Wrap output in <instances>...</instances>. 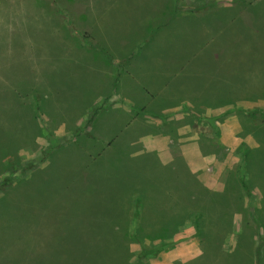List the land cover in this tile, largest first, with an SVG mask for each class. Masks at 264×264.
<instances>
[{"label":"rangeland","instance_id":"rangeland-1","mask_svg":"<svg viewBox=\"0 0 264 264\" xmlns=\"http://www.w3.org/2000/svg\"><path fill=\"white\" fill-rule=\"evenodd\" d=\"M263 5L0 0V264H264Z\"/></svg>","mask_w":264,"mask_h":264},{"label":"trees","instance_id":"trees-1","mask_svg":"<svg viewBox=\"0 0 264 264\" xmlns=\"http://www.w3.org/2000/svg\"><path fill=\"white\" fill-rule=\"evenodd\" d=\"M241 4H244V2H241ZM251 7V4L249 5V3L248 4H245L244 5V7ZM260 6H258V7H256L253 11H251L252 12V14L253 15H259V14H261V13H264V5H263V7H261V8H259ZM238 11H235L234 10V8L233 7H224V8H221V9H217L216 10V13H221V14H236ZM216 16H219V15H216ZM233 20V19H232ZM248 33H250V30H246ZM246 36H248V34H246ZM242 42L243 41H245V38H244V36H242ZM240 42H237V43H231V53H230V55L232 54V53H235V52H240L241 51V49L239 48V46H240ZM246 50L247 51H249V55H251V54H253L254 52H255V49L253 48V46L251 47V46H247L246 47ZM243 53V52H242ZM245 53V52H244ZM239 54V53H238ZM242 55V54H241ZM248 55V56H249ZM247 56V54H245V58H247V59H245V61H247V60H249V68L248 69H250L252 66H253V63L254 62H252V59H249V57ZM233 57V56H232ZM241 57V56H240ZM243 57V56H242ZM243 59V58H242ZM241 66V65H240ZM240 66L239 67H237V66H234L233 67V69L235 70L236 69V72H238L239 74H241V73H243V74H247L246 72L247 71H244L243 69H241L240 68ZM245 67V66H244ZM246 68V67H245ZM199 78V77H198ZM200 79V78H199ZM244 80H246L245 78L244 79H242L241 78V80L240 81H244ZM234 79H231L230 80V83H229V92H228V96H229V101L228 102H226V103H224V104H226L227 106H231V107H234V105H235V101H232V98H231V95H232V93H233V85H234ZM225 105V106H226ZM242 110V109H241ZM242 111H244L248 116H250L251 118H254L255 116H256V113H263V112H261L260 110H253V111H250V110H242ZM92 121V120H91ZM90 121V122H91ZM158 167L160 168V169H162V170H166L165 172H167V173H169L170 175H172V171H170V168H169V166H167V167H164V166H161V165H159V163H158ZM136 175V174H135ZM134 175V176H135ZM134 176H127L126 178H128L127 180H132V178L134 177ZM5 180V179H4ZM125 180V179H124ZM237 180V182H238V185H239V187H240V189H241V191L242 192H244V194H245V196L246 197H251V190H250V187H249V185H248V183H247V180L245 179V177L242 175V174H240L239 175V178L238 179H236ZM5 181H7L6 183L7 184H5V185H2V187H4L5 188V186H7L9 183H10V181L7 179V180H5ZM129 183H131V181H128V182H126V183H123V182H119V183H117L118 185H123V187L121 186L120 187V189H123V188H125V184H129ZM195 185H197V187H199V188H201V185L198 183V181H195ZM143 200H144V198L141 196V195H136L134 198H133V208H134V214H133V218H134V223H135V221H137V219L139 218L140 220H141V215L143 214H141V208H142V206H143ZM187 204H189V202H187ZM250 212H251V214H254L255 212L254 211H252V210H250ZM188 213H189V216L192 218V221H193V227H192V229H193V233H192V235L191 236H199V235H201L202 233H203V230H204V228L202 227V222H204V221H207L208 219H209V213H208V211H207V209L206 208H204L203 206H201V205H199V204H194V205H191V206H189V211H188ZM246 217H247V219H249V217L251 218V220H252V222L253 223H255V227L257 228H259V227H261V225H260V221L258 220V218L256 217H251V215H250V213H247L246 214ZM234 218V216L233 215H231V216H229V218L227 219V222L228 221H230V222H233V219ZM138 222V221H137ZM132 232L135 234V236L136 237H138V238H141V239H145V240H157V239H160L159 237H153V235H146V234H144V233H142V232H140L139 230H138V228L137 227H135V225H134V228L132 229ZM255 239H254V235H253V237H252V241H254ZM251 246H253V247H255L253 244H251ZM260 252H261V248H260V246L258 245L257 246V248L254 250V253L256 254V256L257 257H259L260 256ZM147 254V253H146ZM227 257L226 258H228L229 256L228 255H226ZM229 260V262L231 261V259H228ZM231 264H237V263H233V262H231ZM245 264H247V262L245 261Z\"/></svg>","mask_w":264,"mask_h":264}]
</instances>
